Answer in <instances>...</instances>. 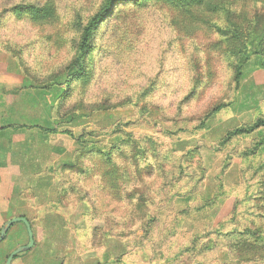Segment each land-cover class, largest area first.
<instances>
[{"label": "rangeland", "instance_id": "374dc122", "mask_svg": "<svg viewBox=\"0 0 264 264\" xmlns=\"http://www.w3.org/2000/svg\"><path fill=\"white\" fill-rule=\"evenodd\" d=\"M104 4L0 0L11 264H264V0Z\"/></svg>", "mask_w": 264, "mask_h": 264}, {"label": "trees", "instance_id": "16d2710c", "mask_svg": "<svg viewBox=\"0 0 264 264\" xmlns=\"http://www.w3.org/2000/svg\"><path fill=\"white\" fill-rule=\"evenodd\" d=\"M140 1H144V0H105L104 6L102 7V9L97 14H95L93 20L95 22V20H98L99 21L101 19H104V17H106L114 9V7L116 5H119V4L123 3V2L138 3ZM89 30H90V27H88L86 29V31H84V36H83L84 40L79 45V48H80V52L78 53L79 55H82V54L84 55L85 49L88 46L87 43H86V39H87V37H88V35L90 33ZM262 66H264V62L262 63ZM239 75H240V73H239V70L237 69L236 74H235V76H236L235 79H237L239 77ZM64 94H65V92H64ZM216 110H217V108L213 109L211 112L214 113ZM261 127H264V117L263 118H260V119H257L256 121H254L249 126L247 125V126H243V127H240V128H236V129L232 130L229 134L230 135H243V134H248V133H251L252 131H254L255 129H258V128H261ZM1 129L3 130L4 128H0V130ZM41 130L42 131L53 132V131H51L49 129H43V128H41ZM2 136L3 135H1L0 137H2ZM125 175H126V173H124V171H122V170H120V168H118V198L121 197V195H119V193L121 194V192L123 191V189H122L123 188L122 187L123 185L121 184V180L122 179H126V176ZM10 228H9V230H10ZM9 230L7 231V234L9 232ZM7 234H6V236H7ZM6 236L3 238V240L6 238ZM261 239H264V238H261ZM261 239L260 240H251L250 241L251 243H249V245H247L248 248L252 249L253 248V245H257V243H259V242H260V244H263L264 243V240H261ZM3 240L0 241V242H3ZM258 248H256V250Z\"/></svg>", "mask_w": 264, "mask_h": 264}, {"label": "water", "instance_id": "95a60500", "mask_svg": "<svg viewBox=\"0 0 264 264\" xmlns=\"http://www.w3.org/2000/svg\"><path fill=\"white\" fill-rule=\"evenodd\" d=\"M18 222L23 223L25 225V227H26L27 234H28V243L26 245L19 246L16 249H14L9 254L5 264H11L12 260L14 259V257L16 255H18L19 253H23V252L29 251L34 245L33 231H32L31 225H30L28 219L26 217H23V216L13 217V218L9 219L8 221H6L4 223V225L2 226V228L0 230V241H2L3 238L6 236L7 231L9 230V228L13 224L18 223Z\"/></svg>", "mask_w": 264, "mask_h": 264}, {"label": "crops", "instance_id": "0c3cea01", "mask_svg": "<svg viewBox=\"0 0 264 264\" xmlns=\"http://www.w3.org/2000/svg\"><path fill=\"white\" fill-rule=\"evenodd\" d=\"M12 107H13V105H12ZM4 119H6V118H4ZM0 124H2L1 122H0ZM10 131H11V129L10 128H8V129H3V130H0V136L3 134V133H10ZM0 149H4L3 148V146H1L0 145ZM4 153V152H3ZM2 152H0V157H4L5 156V153L3 154ZM7 179H6V176H5V181H6ZM3 198L1 197L0 198V201L2 200ZM3 206V202H0V208ZM3 210V209H2Z\"/></svg>", "mask_w": 264, "mask_h": 264}]
</instances>
